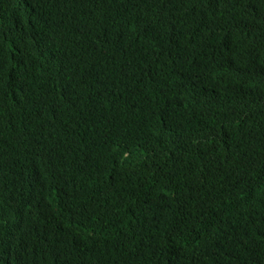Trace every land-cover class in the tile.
Returning a JSON list of instances; mask_svg holds the SVG:
<instances>
[{
    "label": "trees",
    "instance_id": "obj_1",
    "mask_svg": "<svg viewBox=\"0 0 264 264\" xmlns=\"http://www.w3.org/2000/svg\"><path fill=\"white\" fill-rule=\"evenodd\" d=\"M0 264H264V0H0Z\"/></svg>",
    "mask_w": 264,
    "mask_h": 264
}]
</instances>
